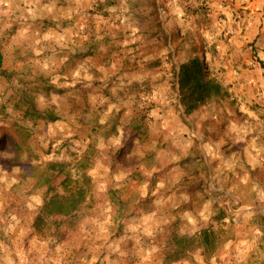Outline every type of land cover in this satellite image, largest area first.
<instances>
[{
	"label": "rangeland",
	"instance_id": "374dc122",
	"mask_svg": "<svg viewBox=\"0 0 264 264\" xmlns=\"http://www.w3.org/2000/svg\"><path fill=\"white\" fill-rule=\"evenodd\" d=\"M152 1L102 0L87 7L78 25L85 50L80 65L63 67L68 54L55 47L48 71L44 63L28 62L27 74L16 81L8 77L11 93L0 97V236L9 253L29 234L35 210L50 194H65L81 182L76 159L84 157L85 174L109 172L118 181L111 192L98 193L92 182L91 198L74 218L58 229L49 220L35 229L41 239L54 235L64 241L67 264H163L175 249L173 236L191 237L204 229L218 238L209 251L189 250L202 264H231L242 254H251V264H264V48L258 52L256 39L245 48L234 42L205 2L159 0L161 19L154 20ZM251 1L250 7L264 14V0L245 4ZM157 21L171 33L172 54L178 52L184 62L194 55L205 58L211 77L222 80V96L189 118L178 113L177 101L163 106L153 98L119 96L131 88L123 77L126 50L144 40L155 50L161 42L148 34ZM66 23L60 28L77 31L76 19ZM141 25L147 32L138 30L133 37V26ZM38 40L27 45L33 48ZM247 49L250 63L230 69L229 59L240 60ZM24 57L32 59L29 52ZM231 73L235 79L224 82ZM91 82L109 93L99 92L104 101L78 93L83 91L77 87L86 90ZM26 109L48 113L54 122L23 120ZM125 114L129 128L109 131ZM50 163L67 167L50 171ZM24 255L19 263L31 264Z\"/></svg>",
	"mask_w": 264,
	"mask_h": 264
},
{
	"label": "crops",
	"instance_id": "0c3cea01",
	"mask_svg": "<svg viewBox=\"0 0 264 264\" xmlns=\"http://www.w3.org/2000/svg\"><path fill=\"white\" fill-rule=\"evenodd\" d=\"M99 1L102 0H0V97L5 99L8 97L9 93H11L9 89H7V83H11L12 81L8 78L10 75H13L12 79H15L16 77L21 78L23 74H27V72L23 71V65L28 62H35V66L38 63H44L46 71L52 68L55 47H59L62 49V52L68 54L66 55L67 57H62L61 59L63 67L69 66L70 68V66L74 64L77 66L80 65L83 56H80V53H85V50L84 46L79 44L81 33L78 26L79 20L81 16H84L87 7ZM196 2L198 4H203L205 2L210 5L212 9V12L209 13L210 17H212L213 20H215V18L218 19L219 27H225V29H227V34L230 35L231 39H234V42L238 40L237 43L245 48L247 43H252L256 39L255 46L258 48V52L261 53L264 48V14L257 12V6L254 5L252 8L250 7L254 1L248 4H245V0H197ZM255 2L256 5L259 6V2ZM150 3L153 4V11L149 15H151L154 20L161 19L159 0H153ZM59 4H61V6H59ZM71 18L76 19L77 31H71L69 30L70 28L61 29V23L63 24L65 22L67 25L66 22ZM232 20L233 22L236 20V22L229 24ZM143 26L144 25H141V27L133 26L134 32L132 36L134 37L138 30L142 32L141 34L147 32V29H144ZM153 28L155 29L148 34V37L153 38L151 40L161 42L155 50L149 47L148 42L145 40L144 42L146 43H140L139 46L132 44L126 50V53H129L128 58H126L129 67L127 68L128 73L126 72L123 77L126 81V87L130 86L131 88L130 90L126 89L127 93L122 92V96H119L122 99L127 98L128 100L131 99L134 101H138L139 98L145 100L153 98L161 102L163 106L168 101H177L175 106L178 107V113H180L182 109L178 102V86L175 74L179 64L184 62V60H180L181 56H177L179 55L178 52L175 53L176 55L172 54L171 43H169L171 40V33L167 31L166 23L157 21ZM55 37L58 39L56 40L57 43H54ZM75 37L78 38L77 44L74 43L69 45L67 43H61L64 39L67 40ZM36 38H39L40 41L38 40L37 42L40 43L36 44L33 48L27 45L28 42H34ZM140 39H142V36ZM133 41H136V39ZM28 49H30L31 52ZM242 50L243 49H241V51ZM238 51L239 49L235 52ZM247 51H249V49L245 52L243 51L244 54L240 60L232 62L233 59H229V68H241L245 64L248 65L250 62L246 59V57H248ZM27 52L32 56V59L28 61H26L24 57ZM40 53L41 55H39ZM43 53H45L44 58L42 56ZM40 56H42V58H40ZM253 67L256 68L255 65ZM24 70L27 71V69ZM83 71H85V67H79L77 71L79 73L77 76L78 78L82 79L81 75L84 73ZM227 77L229 79H235L231 73L224 78V82H226ZM62 78L64 79V77ZM81 79H77V82L81 81ZM63 84L68 85V83ZM219 84H222V80H219ZM118 85H124V83L120 82ZM86 86V90L84 86L82 87L83 90H79L77 87V91H83L78 93H85V95H88V98H93L94 95L99 103L100 100L104 101L99 98L102 96L99 92L105 93L99 88L101 87L99 83L91 82L86 84ZM148 88H153L156 91L152 90L150 94H146ZM108 94L109 93H105L104 95ZM94 105L95 104H93V106ZM98 107L103 108L101 104H98ZM48 115L50 116V114ZM126 115L127 114L123 115L120 120L118 119L114 123H111L109 131L124 132L126 130L125 128H129L127 125H124ZM48 122L49 125L50 122L54 121ZM62 125L64 127L66 124L62 123ZM49 129H51V126H49ZM86 176L95 184L94 190L97 193L111 192L113 186L118 181L117 177L112 176L109 172L104 177H99L97 174L90 172L86 173ZM117 187L119 188V185ZM51 195L52 194L49 196ZM89 198L91 197L89 196ZM41 208L42 207H39L35 210L34 216L40 213ZM11 230H13V228H11ZM26 230H28L29 234H27L26 237H22L19 248L14 245L13 251L11 252L14 254L13 257L17 256L18 264H21L19 263V259L22 254H27V258H32L33 261L36 260V264H67L65 256L68 254V251L64 250L65 248L62 247L64 241H60L61 239H57L54 235L41 239L39 236L40 234H38L33 227V222L29 224ZM196 232L197 231H194L190 234ZM21 236L24 235L21 234ZM9 250L10 248H5L4 241H2L0 236V264H4L5 262L7 264H15L13 261L15 259L10 257L11 253L8 252ZM187 254H189V256L187 255L178 262H171L173 253L167 254L170 256L169 258H165L163 264H202L200 259H197L194 255H190L189 252ZM32 260L30 259V261ZM253 261L251 254H249L248 257L242 254L237 256L231 264H251ZM32 262L30 263L34 264Z\"/></svg>",
	"mask_w": 264,
	"mask_h": 264
},
{
	"label": "trees",
	"instance_id": "16d2710c",
	"mask_svg": "<svg viewBox=\"0 0 264 264\" xmlns=\"http://www.w3.org/2000/svg\"><path fill=\"white\" fill-rule=\"evenodd\" d=\"M204 61L205 58L194 55L179 64L175 74L178 86V102L185 118H189L201 106L222 96L221 85L211 77L209 66ZM22 113L23 120L54 121V118L36 109H26ZM74 157L76 159V156ZM87 159L84 157L76 159L81 170V182L77 181L76 186L67 190L65 194H52L43 203L40 213L34 218L33 227L35 229L38 230L40 227L48 225V220L58 229L63 221L74 218L80 208L88 203L92 181L84 173ZM66 167L67 165L50 163L47 169L63 171ZM68 179V177L65 178L64 185ZM173 238L175 249L171 262H178L185 258L190 249L197 248L209 251L215 246L218 236L210 230L204 229L191 237L178 238L173 236Z\"/></svg>",
	"mask_w": 264,
	"mask_h": 264
}]
</instances>
